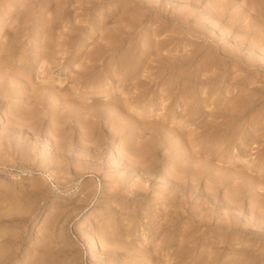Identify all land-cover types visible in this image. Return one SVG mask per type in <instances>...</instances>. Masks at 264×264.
<instances>
[{
    "label": "rangeland",
    "instance_id": "374dc122",
    "mask_svg": "<svg viewBox=\"0 0 264 264\" xmlns=\"http://www.w3.org/2000/svg\"><path fill=\"white\" fill-rule=\"evenodd\" d=\"M0 264H264V0H0Z\"/></svg>",
    "mask_w": 264,
    "mask_h": 264
},
{
    "label": "bare ground",
    "instance_id": "6f19581e",
    "mask_svg": "<svg viewBox=\"0 0 264 264\" xmlns=\"http://www.w3.org/2000/svg\"><path fill=\"white\" fill-rule=\"evenodd\" d=\"M133 109V108H132ZM3 251V250H2ZM3 258V257H2Z\"/></svg>",
    "mask_w": 264,
    "mask_h": 264
}]
</instances>
